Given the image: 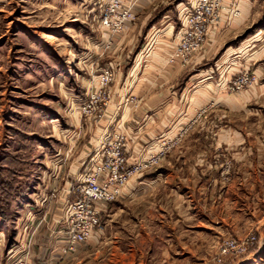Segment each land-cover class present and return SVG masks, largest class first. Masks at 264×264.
<instances>
[{"label":"rangeland","instance_id":"1","mask_svg":"<svg viewBox=\"0 0 264 264\" xmlns=\"http://www.w3.org/2000/svg\"><path fill=\"white\" fill-rule=\"evenodd\" d=\"M110 1L0 0V264H264V0H223L226 9L187 62H170L175 45L167 47L166 66L179 68L177 92L198 83L208 100L135 161L122 115L109 117L113 87L168 23L173 29L160 39L173 41L187 1L122 0L134 4L117 30L102 25ZM106 67L113 75L102 85ZM245 73L252 82L237 88ZM210 87H225L238 108ZM97 90L98 106L85 110ZM114 134L129 168L156 161L131 173L124 188L134 182L132 195L123 188L101 205L95 241L66 253L61 246L59 258L42 255L64 195L76 197L87 159ZM225 241L245 250L218 261Z\"/></svg>","mask_w":264,"mask_h":264},{"label":"crops","instance_id":"2","mask_svg":"<svg viewBox=\"0 0 264 264\" xmlns=\"http://www.w3.org/2000/svg\"><path fill=\"white\" fill-rule=\"evenodd\" d=\"M186 1L182 2L177 10L179 29L173 41L160 39L163 30L166 29L167 32L171 33L173 28L168 23L152 36V41L149 45L147 44L145 52H140L137 63L128 72L123 84L113 87V101L108 106V113L109 117L122 115V125L128 132L125 146L131 161L144 158L151 150L155 149L158 138L170 136L171 133H174L179 123H183L186 119V121L190 120L194 116L195 109L204 105L208 100L207 91H209V88L198 86V83L194 86V83L190 81H187L186 86L178 93L174 84H176L175 78L179 68L177 64L166 66L165 54L168 52L167 47H172L179 41L180 17L188 7L190 0ZM235 20L237 19H232L233 25L236 23ZM211 89L220 102L226 101L233 108H238V105L231 98L224 97L227 95L225 87ZM252 93L256 94V92ZM131 97L137 100L138 106L134 107L132 105ZM109 125L110 121H106L105 128L100 129L94 136L95 138L91 140L95 146L104 138ZM168 126H172L171 129L164 131V128ZM84 154L85 152L82 151L80 155ZM134 188L135 183L132 182L127 188H124L122 195H132ZM67 201V194H65L59 208L54 213L52 219V229L54 230L48 232L46 237L48 240L45 243L47 248H42V255L59 258L60 247L65 244V236L60 229L63 227V214ZM97 236L98 234L95 232L89 238V242L95 241Z\"/></svg>","mask_w":264,"mask_h":264},{"label":"built area","instance_id":"3","mask_svg":"<svg viewBox=\"0 0 264 264\" xmlns=\"http://www.w3.org/2000/svg\"><path fill=\"white\" fill-rule=\"evenodd\" d=\"M123 1L109 2L102 20L104 27L117 30L130 19V10L134 3L124 6ZM224 9L226 8L223 0H190L188 7L181 14L179 41L169 55V61L187 62L193 54L199 52L211 27L216 24ZM112 75V68H103L100 84H107ZM251 78L253 80V77ZM252 80L245 73L233 84L240 88L246 83H251ZM99 96L98 90L90 94L89 102L85 104L84 109H96ZM123 142L120 135L114 134L108 142L102 143L92 151L81 169L75 189L76 197L67 202L63 214V227L60 229L65 236L63 253L74 251L79 244L85 243L100 228L101 205L120 195L132 172L141 171L156 161V156L150 157L129 168L125 164ZM243 245L233 241L223 242L219 246L218 261L221 260V256L242 253L245 250ZM17 264H25V262L20 258Z\"/></svg>","mask_w":264,"mask_h":264}]
</instances>
